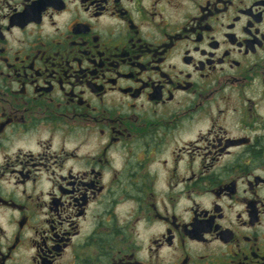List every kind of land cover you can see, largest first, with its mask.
<instances>
[{"label":"flooded vegetation","instance_id":"flooded-vegetation-1","mask_svg":"<svg viewBox=\"0 0 264 264\" xmlns=\"http://www.w3.org/2000/svg\"><path fill=\"white\" fill-rule=\"evenodd\" d=\"M0 264H264V0H0Z\"/></svg>","mask_w":264,"mask_h":264}]
</instances>
